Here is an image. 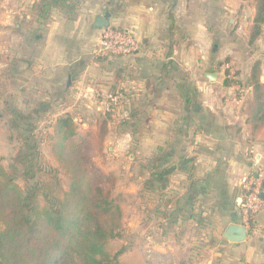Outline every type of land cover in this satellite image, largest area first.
Returning a JSON list of instances; mask_svg holds the SVG:
<instances>
[{
	"label": "crops",
	"instance_id": "crops-1",
	"mask_svg": "<svg viewBox=\"0 0 264 264\" xmlns=\"http://www.w3.org/2000/svg\"><path fill=\"white\" fill-rule=\"evenodd\" d=\"M5 4L0 19L4 83L17 87L24 105L35 93L34 104L60 107L53 120L70 114L83 131H104L103 154L94 161L105 172L127 170L124 196L136 220L148 207L149 221L162 225L170 244L190 227L194 244L220 245L240 264H264V238L248 233L242 243L225 239L230 225L241 224L240 204L249 178L259 179L264 194V24L256 35L259 1ZM106 13H111L109 27L133 34L140 43L137 55L100 53L103 29L96 23ZM226 27L229 60L222 63L220 50L212 46ZM242 30H247L243 40L238 37ZM230 64L236 72L229 71ZM209 74H216V80L208 79ZM230 78L236 81L228 86ZM91 90L122 93L125 99L114 113H105ZM254 225L264 228V207Z\"/></svg>",
	"mask_w": 264,
	"mask_h": 264
},
{
	"label": "trees",
	"instance_id": "trees-1",
	"mask_svg": "<svg viewBox=\"0 0 264 264\" xmlns=\"http://www.w3.org/2000/svg\"><path fill=\"white\" fill-rule=\"evenodd\" d=\"M262 24L264 0H259L256 35ZM233 83L227 79L228 86ZM14 103L5 101L2 117L10 116L9 126L18 131L22 146L8 168L0 163V264H124L122 251L108 250L121 221L112 200L114 180L94 161L103 154L104 131H81L72 115L58 116L48 135L57 167L45 168L36 131L37 119L49 106L38 103L34 119ZM60 175L70 181L67 190Z\"/></svg>",
	"mask_w": 264,
	"mask_h": 264
},
{
	"label": "rangeland",
	"instance_id": "rangeland-1",
	"mask_svg": "<svg viewBox=\"0 0 264 264\" xmlns=\"http://www.w3.org/2000/svg\"><path fill=\"white\" fill-rule=\"evenodd\" d=\"M6 0H0V19L3 18L4 12L8 6L5 4ZM13 2H19V0H12ZM259 1V0H257ZM16 5V3H14ZM230 29V28H229ZM228 28L222 29L220 31L219 40H215L213 42V49L220 50L221 52V62L224 63L229 60V56L227 52V44L225 43V38L227 36ZM247 31V30H246ZM246 31L242 30L239 34V39L243 40L245 38ZM237 37V36H236ZM215 39V38H214ZM100 51V49H99ZM229 71L236 72V67L228 66ZM227 68V69H228ZM2 66H0V163L8 168L11 165L12 158L15 157L17 152L22 146L20 139L18 138V131L10 128L8 121L10 120V116L2 117L6 108L4 106L5 101H13L14 105H18V107L27 115H34V119H36L37 115H35L34 109L37 108V101L33 102L34 96L29 97L30 104H28L29 108H25L23 105V98L19 94L17 87L14 84H5L2 75ZM233 77V76H231ZM232 79V78H230ZM233 81H236L233 79ZM16 89V90H14ZM94 90L88 92L89 94H93ZM20 95V96H19ZM87 96V95H86ZM86 96H82L86 98ZM90 97V96H89ZM93 97V96H92ZM89 99V98H87ZM117 107V106H116ZM116 107L110 112L105 113H114ZM55 108H60L58 106H50L49 110L43 112L40 115L39 119H37L38 129L36 131V135L39 141V151L41 154V165L50 168H56L57 162L54 160L51 153V142L48 140V135L51 133V128L53 125V114ZM100 113V112H99ZM79 130L83 131L82 125L75 122ZM91 127V126H90ZM100 133V132H99ZM99 155H96L98 157ZM95 163H100L99 161H95ZM105 165V161L102 162ZM99 166V165H98ZM100 167V166H99ZM103 170V169H102ZM104 171V170H103ZM105 172V171H104ZM124 171L117 172H106L113 177L114 184L112 190V200L114 205L120 208L121 210V221L120 228L118 230V238L111 241L108 244V250L111 254H116L122 251L119 259L124 264H240L233 259L230 253H225L223 248L220 245L214 244H203L197 242L194 244L192 241L195 236V232H193L190 227L185 228L187 233L183 234L179 237V239H174L171 244L165 240L162 228V225H153L151 221H149L148 216L146 215V211L148 207H145V210H141V215L139 219L134 217L132 214V203L124 196L126 194V190L129 187L127 186L128 177L127 170L123 174ZM138 171H135V174ZM60 178L63 183V188L67 190L69 188L70 181L64 176L60 175ZM18 184L26 189V183L23 179L18 180ZM144 206L147 204V199L142 200ZM143 211V213H142ZM143 214V215H142ZM158 227H160V233L158 232ZM163 233V235H162ZM175 235V233H173ZM177 237V235H175ZM219 244V243H218ZM196 245V246H195ZM193 247L192 250H190ZM161 249V250H160ZM166 255V259L161 257ZM235 257V256H234ZM232 258V259H231ZM241 262V261H240ZM241 264H245L242 262Z\"/></svg>",
	"mask_w": 264,
	"mask_h": 264
},
{
	"label": "built area",
	"instance_id": "built-area-1",
	"mask_svg": "<svg viewBox=\"0 0 264 264\" xmlns=\"http://www.w3.org/2000/svg\"><path fill=\"white\" fill-rule=\"evenodd\" d=\"M140 43L133 34L107 27L103 29L100 40V53L104 55L115 56H134L140 52ZM92 96L100 99L104 110L110 112L125 99L122 93H99L94 91ZM245 197L240 204L241 224L247 228L248 233H253L264 238V228H258L254 225L256 216L262 211L264 201L262 199V185L259 179L249 178L244 186Z\"/></svg>",
	"mask_w": 264,
	"mask_h": 264
},
{
	"label": "water",
	"instance_id": "water-1",
	"mask_svg": "<svg viewBox=\"0 0 264 264\" xmlns=\"http://www.w3.org/2000/svg\"><path fill=\"white\" fill-rule=\"evenodd\" d=\"M111 18V13H106L102 18L97 19L96 26L100 29L109 27V20ZM208 79L215 81L217 78L216 74L207 75ZM262 199H264V194H262ZM248 237L247 228L240 224H232L228 227L225 233V239L232 243H242L245 242Z\"/></svg>",
	"mask_w": 264,
	"mask_h": 264
}]
</instances>
